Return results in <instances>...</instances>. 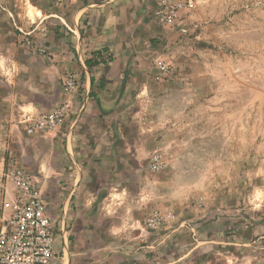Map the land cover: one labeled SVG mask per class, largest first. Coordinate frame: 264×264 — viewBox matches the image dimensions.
Here are the masks:
<instances>
[{
  "label": "rangeland",
  "instance_id": "374dc122",
  "mask_svg": "<svg viewBox=\"0 0 264 264\" xmlns=\"http://www.w3.org/2000/svg\"><path fill=\"white\" fill-rule=\"evenodd\" d=\"M106 1L0 0V166L16 161L9 131L27 83L85 38L82 8ZM174 1L184 5L172 25L158 17L163 0L117 3L99 18L127 42L122 117L149 172L141 217L164 218L149 253L173 257L203 240L185 264H264V0Z\"/></svg>",
  "mask_w": 264,
  "mask_h": 264
},
{
  "label": "crops",
  "instance_id": "0c3cea01",
  "mask_svg": "<svg viewBox=\"0 0 264 264\" xmlns=\"http://www.w3.org/2000/svg\"><path fill=\"white\" fill-rule=\"evenodd\" d=\"M113 2L85 5L82 12H89L90 18L85 38L73 45L75 49L63 56L62 63L54 59L45 63L33 83H27L28 94L19 104L23 118L69 100L72 108L66 122L34 134L27 132L23 119L13 124L8 150L16 161L0 166V172L16 163L40 182L58 228L59 264H185L187 250L204 249L208 241L198 240L188 249L182 245L173 257L149 253L159 245L158 241L153 244V236L160 227L152 229L143 223L141 215L147 208L143 179L149 172L139 160V148L125 134L123 98L130 76L125 69L130 62L124 47L127 42L113 23H99L101 16L114 15L110 13L117 3L127 10L135 0ZM68 72L76 75L79 84L73 94L62 84ZM15 196L13 181L4 177L0 208L5 203V211L10 212ZM165 237L170 236L162 234ZM171 245H166L168 252Z\"/></svg>",
  "mask_w": 264,
  "mask_h": 264
},
{
  "label": "built area",
  "instance_id": "2783aa9c",
  "mask_svg": "<svg viewBox=\"0 0 264 264\" xmlns=\"http://www.w3.org/2000/svg\"><path fill=\"white\" fill-rule=\"evenodd\" d=\"M184 5L182 1L163 0L159 5L158 17L165 25L175 23ZM168 69V65L162 67ZM79 84L74 73H69L64 80V89L73 94ZM72 108V102L63 101L51 110L25 115L23 123L30 134L38 131H50L62 126ZM153 157L151 167L159 170L161 165ZM11 179L15 187V200L11 211H5V203L0 208V264H59L58 228L50 215L44 200L40 182L25 168L16 163L0 174ZM163 215L154 212L147 220L150 228L156 227Z\"/></svg>",
  "mask_w": 264,
  "mask_h": 264
},
{
  "label": "trees",
  "instance_id": "16d2710c",
  "mask_svg": "<svg viewBox=\"0 0 264 264\" xmlns=\"http://www.w3.org/2000/svg\"><path fill=\"white\" fill-rule=\"evenodd\" d=\"M96 57H97V55H96ZM98 57H99V56H98ZM91 60H92V59H91ZM96 60H97V59H96ZM96 62H97V63H99V62H100V60H97ZM87 64H88V65H90V66H92V65H93V63H92L90 60L88 61V63H87Z\"/></svg>",
  "mask_w": 264,
  "mask_h": 264
}]
</instances>
